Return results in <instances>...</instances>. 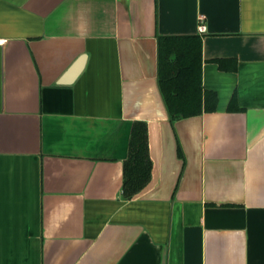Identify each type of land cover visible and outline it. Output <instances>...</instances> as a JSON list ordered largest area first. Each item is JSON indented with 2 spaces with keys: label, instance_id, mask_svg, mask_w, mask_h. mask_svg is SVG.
Masks as SVG:
<instances>
[{
  "label": "crops",
  "instance_id": "1",
  "mask_svg": "<svg viewBox=\"0 0 264 264\" xmlns=\"http://www.w3.org/2000/svg\"><path fill=\"white\" fill-rule=\"evenodd\" d=\"M194 36L172 121L160 40ZM0 38V264H264V0H0Z\"/></svg>",
  "mask_w": 264,
  "mask_h": 264
},
{
  "label": "trees",
  "instance_id": "2",
  "mask_svg": "<svg viewBox=\"0 0 264 264\" xmlns=\"http://www.w3.org/2000/svg\"><path fill=\"white\" fill-rule=\"evenodd\" d=\"M160 56V82L172 121L200 114L203 105L200 39L197 36L163 38ZM214 105L212 100L206 109L211 110ZM151 176L147 127L135 122L124 164V195L133 197L146 187Z\"/></svg>",
  "mask_w": 264,
  "mask_h": 264
},
{
  "label": "built area",
  "instance_id": "3",
  "mask_svg": "<svg viewBox=\"0 0 264 264\" xmlns=\"http://www.w3.org/2000/svg\"><path fill=\"white\" fill-rule=\"evenodd\" d=\"M205 28H206V26L204 24L200 25V30L201 31L205 30ZM5 43H6V40L0 38V46L4 45Z\"/></svg>",
  "mask_w": 264,
  "mask_h": 264
}]
</instances>
